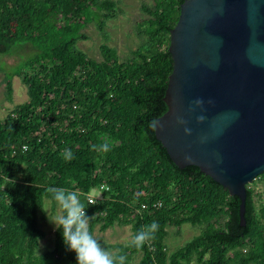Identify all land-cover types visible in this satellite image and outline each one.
Instances as JSON below:
<instances>
[{
	"label": "trees",
	"instance_id": "trees-1",
	"mask_svg": "<svg viewBox=\"0 0 264 264\" xmlns=\"http://www.w3.org/2000/svg\"><path fill=\"white\" fill-rule=\"evenodd\" d=\"M183 1L143 3L147 17L136 24L141 41L120 60L106 42L100 59L77 46L87 25L103 31L116 16V1L0 0V57L17 44L33 48L3 78L8 101L14 76L27 100L0 118V264H76L61 230L53 228L52 246L38 251L47 225L40 205L51 199L49 186L80 192L86 203V193L100 185L108 189L85 209L93 235L96 226L102 232L117 224L128 225L132 238L153 221L159 225L141 249L94 235L125 255V264L136 254L138 264H264V172L246 184L241 225L236 195L197 166L179 168L155 133L141 131L167 110L169 36ZM105 142L109 152L92 150ZM65 149L74 159L63 158ZM186 223L199 232L169 251L168 227Z\"/></svg>",
	"mask_w": 264,
	"mask_h": 264
},
{
	"label": "water",
	"instance_id": "water-1",
	"mask_svg": "<svg viewBox=\"0 0 264 264\" xmlns=\"http://www.w3.org/2000/svg\"><path fill=\"white\" fill-rule=\"evenodd\" d=\"M169 38L167 110L155 136L179 168L197 166L236 195L244 225L246 184L264 172V0H184Z\"/></svg>",
	"mask_w": 264,
	"mask_h": 264
},
{
	"label": "rangeland",
	"instance_id": "rangeland-1",
	"mask_svg": "<svg viewBox=\"0 0 264 264\" xmlns=\"http://www.w3.org/2000/svg\"><path fill=\"white\" fill-rule=\"evenodd\" d=\"M116 1V16L105 21L103 31H100L94 23L87 25L83 32L85 38L79 40L78 48L93 58L100 59L99 45L106 42L110 46L116 48L120 60H125L129 56V51L136 48L140 43L139 37L136 35V24L141 18H146L147 14L142 10L143 3L152 4V0H114ZM104 35L107 39L104 40ZM17 48V49H16ZM33 52V48L24 43L15 45L12 53L0 57V118L6 115L7 111L27 100L26 86L21 82L19 76L12 78V100L8 101L6 98V89L3 83L5 71L11 69L16 65L22 57H26ZM15 68V67H14ZM3 70V71H2ZM49 201L46 202L48 204ZM50 212H56L57 209H52L51 204H48ZM46 215V213H45ZM44 227L46 236L40 243V248L45 250L49 248L50 238L54 225L48 222ZM199 232V229L190 224H183L180 228L169 226L168 234L165 242L167 249L173 251L178 246L184 244ZM94 235L101 238L102 241L108 243H126L131 239V230L128 225H114L107 228L105 231H99L97 226L94 230ZM140 254H136L133 258L132 264H138Z\"/></svg>",
	"mask_w": 264,
	"mask_h": 264
},
{
	"label": "clouds",
	"instance_id": "clouds-1",
	"mask_svg": "<svg viewBox=\"0 0 264 264\" xmlns=\"http://www.w3.org/2000/svg\"><path fill=\"white\" fill-rule=\"evenodd\" d=\"M204 101L196 99L193 101L195 107L202 108ZM209 103H212L210 100ZM189 111H195L194 107H190ZM204 120L203 116H198L197 121ZM176 122L181 125H186L187 121L181 117H177ZM163 125L156 118L148 121L147 127H142V134L147 137L149 132L155 133L158 128ZM186 135L191 134V129L184 128ZM203 142V138L201 139ZM92 150L98 153H107L111 149V145L107 142L91 146ZM62 156L66 161L74 159V155L70 149H65ZM184 159L190 160V156H185ZM46 192L51 194V199L48 204H54L57 211L50 212L48 204L41 206V210L46 213V218L49 223L54 225V230H61L63 244L66 251L75 252L76 264H125L126 256L119 255L116 252L105 248L99 239H97L90 231L89 224L92 217L86 213L85 209L88 205H95L96 198L86 197L87 202L81 200L83 195L77 191H70L62 187L46 188ZM159 225L153 221L149 225L141 228L129 241H126L125 247H135L141 249L146 243L154 239Z\"/></svg>",
	"mask_w": 264,
	"mask_h": 264
},
{
	"label": "built area",
	"instance_id": "built-area-1",
	"mask_svg": "<svg viewBox=\"0 0 264 264\" xmlns=\"http://www.w3.org/2000/svg\"><path fill=\"white\" fill-rule=\"evenodd\" d=\"M102 189H108V187L105 186V185H100L99 188H97V189H92L90 192L86 193V196H87V197H92V198H96V199H98V198H100V193H99V191L102 190Z\"/></svg>",
	"mask_w": 264,
	"mask_h": 264
}]
</instances>
